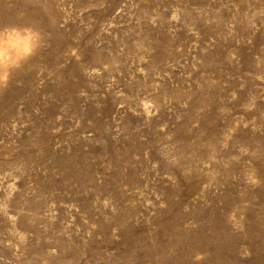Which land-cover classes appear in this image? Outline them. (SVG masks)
I'll return each instance as SVG.
<instances>
[{"label":"rangeland","instance_id":"374dc122","mask_svg":"<svg viewBox=\"0 0 264 264\" xmlns=\"http://www.w3.org/2000/svg\"><path fill=\"white\" fill-rule=\"evenodd\" d=\"M3 25L40 39L0 90V264H264V0H0Z\"/></svg>","mask_w":264,"mask_h":264},{"label":"clouds","instance_id":"9594fccd","mask_svg":"<svg viewBox=\"0 0 264 264\" xmlns=\"http://www.w3.org/2000/svg\"><path fill=\"white\" fill-rule=\"evenodd\" d=\"M39 39V34L29 26H0V90L8 86L13 70L31 59Z\"/></svg>","mask_w":264,"mask_h":264},{"label":"bare ground","instance_id":"6f19581e","mask_svg":"<svg viewBox=\"0 0 264 264\" xmlns=\"http://www.w3.org/2000/svg\"><path fill=\"white\" fill-rule=\"evenodd\" d=\"M20 75H22L21 77H24V76H25L24 71L20 72ZM13 103H14V101L11 100V101L9 102V106H12Z\"/></svg>","mask_w":264,"mask_h":264}]
</instances>
